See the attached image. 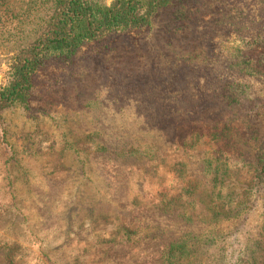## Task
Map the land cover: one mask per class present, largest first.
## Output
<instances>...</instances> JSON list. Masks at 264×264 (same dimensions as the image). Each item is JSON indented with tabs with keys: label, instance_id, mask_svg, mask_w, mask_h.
<instances>
[{
	"label": "rangeland",
	"instance_id": "rangeland-1",
	"mask_svg": "<svg viewBox=\"0 0 264 264\" xmlns=\"http://www.w3.org/2000/svg\"><path fill=\"white\" fill-rule=\"evenodd\" d=\"M169 7L146 27L48 59L28 107L1 117L0 264H153L167 236L135 248L126 227L135 201L160 190L177 207L161 219L177 245L160 264H264V194L252 184L264 55L247 44L264 36V18L243 16L261 5ZM51 9L52 0H0L1 85ZM152 135L158 158L108 163L113 143Z\"/></svg>",
	"mask_w": 264,
	"mask_h": 264
},
{
	"label": "trees",
	"instance_id": "trees-1",
	"mask_svg": "<svg viewBox=\"0 0 264 264\" xmlns=\"http://www.w3.org/2000/svg\"><path fill=\"white\" fill-rule=\"evenodd\" d=\"M171 3L172 0H115L111 4L106 0H52L50 15L41 27L38 37L13 56L7 83L0 84V119L12 108L28 107L35 87L36 74L48 59L67 60L87 42L146 27L160 10L170 9ZM258 3L261 5L258 8L260 11L249 10L243 14L245 20L252 12L256 19L264 18V0H258ZM259 31L264 30L259 28ZM261 35L262 32L252 35L251 38L258 39L249 40L247 44L261 43L259 49L263 50L264 55V36ZM159 137L150 136L143 140L144 145L140 144L141 139H133L130 143L123 142L121 145L113 143V148L119 146V149L111 150V157L107 161L110 165L117 166V161L113 159L120 160L121 165H127L129 162L136 164L142 156L149 157V161L158 158V153L162 152L161 144L157 142ZM143 147L145 149L141 152ZM252 169V184L264 194V139L253 157ZM163 192L160 190L147 205L137 199L129 215L131 226L126 227L128 234L133 236V241L130 242L134 243L135 248L146 237L153 240L167 236L169 244L162 241L160 251L151 259L153 264H160L165 255L173 258L177 245L176 233L161 221L176 214L175 199H169L170 193ZM145 212H150L153 219L146 220L141 216ZM137 218L142 220L138 224Z\"/></svg>",
	"mask_w": 264,
	"mask_h": 264
}]
</instances>
